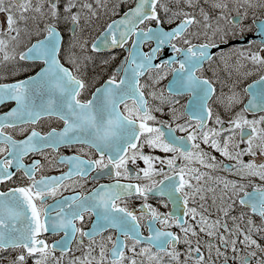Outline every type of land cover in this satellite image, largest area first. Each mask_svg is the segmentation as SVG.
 <instances>
[{
    "label": "snow or ice",
    "instance_id": "1",
    "mask_svg": "<svg viewBox=\"0 0 264 264\" xmlns=\"http://www.w3.org/2000/svg\"><path fill=\"white\" fill-rule=\"evenodd\" d=\"M0 264H264V0H0Z\"/></svg>",
    "mask_w": 264,
    "mask_h": 264
}]
</instances>
